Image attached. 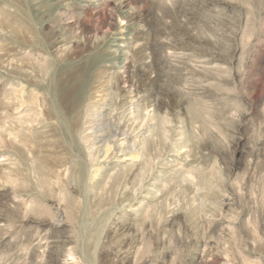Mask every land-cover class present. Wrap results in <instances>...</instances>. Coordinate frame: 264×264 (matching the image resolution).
Returning <instances> with one entry per match:
<instances>
[{
  "label": "rangeland",
  "instance_id": "1",
  "mask_svg": "<svg viewBox=\"0 0 264 264\" xmlns=\"http://www.w3.org/2000/svg\"><path fill=\"white\" fill-rule=\"evenodd\" d=\"M0 264H264V0H0Z\"/></svg>",
  "mask_w": 264,
  "mask_h": 264
}]
</instances>
